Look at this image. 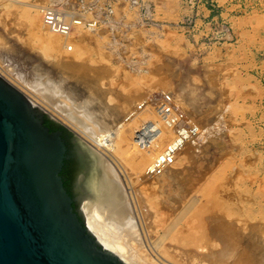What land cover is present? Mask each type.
<instances>
[{"label": "rangeland", "instance_id": "obj_1", "mask_svg": "<svg viewBox=\"0 0 264 264\" xmlns=\"http://www.w3.org/2000/svg\"><path fill=\"white\" fill-rule=\"evenodd\" d=\"M232 3L0 0V75L54 120L61 121L51 112L56 108L30 82L39 63L53 81L74 82L64 69L71 61L95 77L105 104L121 117L145 106L154 114L168 95L174 110L198 126L194 143L168 166L182 170L171 186L160 173L143 171L129 182L121 175L137 230L112 236L134 264H264V0ZM45 5L80 18L69 36L76 50L66 51L63 38L42 26ZM188 90L200 101L191 104ZM143 111L133 117V135L156 118Z\"/></svg>", "mask_w": 264, "mask_h": 264}, {"label": "water", "instance_id": "obj_2", "mask_svg": "<svg viewBox=\"0 0 264 264\" xmlns=\"http://www.w3.org/2000/svg\"><path fill=\"white\" fill-rule=\"evenodd\" d=\"M45 115L0 75V264H127L102 245L83 211L118 207L115 181L94 148L55 119L81 140L89 170L81 175L76 207L60 172L65 143Z\"/></svg>", "mask_w": 264, "mask_h": 264}, {"label": "bare ground", "instance_id": "obj_3", "mask_svg": "<svg viewBox=\"0 0 264 264\" xmlns=\"http://www.w3.org/2000/svg\"><path fill=\"white\" fill-rule=\"evenodd\" d=\"M41 15L43 16V14ZM35 18V16H30V19L33 21L37 20ZM38 20L43 24L42 26L47 28L44 22V18L43 20H41L38 15ZM30 22L32 23V21ZM34 23L35 22H33V24ZM37 23L39 22H36V25ZM78 29L80 28L77 27V31ZM74 33H72L73 36ZM55 34H58L59 36L57 37V39H60V37L63 38V40H61L62 42H60V40H58V42L61 43L64 49L66 48V51L76 50L77 42L75 43V41L70 40V35H64L61 33ZM81 37L79 36L80 39ZM81 41L82 40H80L79 42ZM82 43L83 41L81 42V44ZM64 64V69L66 70L68 75L72 79H74V82H68L66 84V82L62 80L64 81L63 83L66 84L65 85L62 82L53 81V79L48 77V75H44L47 69L43 64L39 63L35 67V73L32 76L30 85H32L35 89H37L36 91L43 95L45 99L41 97V101L45 102L47 105H52L51 109L53 108V106L56 108L54 109L55 112L51 111L54 115H56L61 121L68 124L70 127L80 130L83 135L92 142V147L94 146V150L98 154L107 172L115 181L117 189L119 191L118 207L108 211H102L89 207V213L88 207L83 208L85 211L89 229L96 235L102 245L109 251L118 255L127 264H134L127 255L122 254L123 247L119 245L117 241H115V239L113 238L115 236H112L114 235L113 231L130 234L135 233V231L137 230L136 219L131 209V205L129 204V201H127L129 195L127 196L128 193L126 188L123 186V182L121 181V175H124L126 182H129L132 180L133 174L140 176L143 171H146L145 174H149V171H151L155 166L158 155L164 150L167 145H169L171 142H174L176 127L175 125H169L161 116L160 111H158L159 113L156 111L157 113L154 112L153 114L154 110H151V112H149V110L147 109L148 106H145L146 108L144 107V109L143 107L137 108V110H145L143 111V115H146V113L148 112L147 115L152 113L156 117H154V121L150 120V118H146V122H151L154 124V132L152 131L149 139L143 143V138L139 134V131L144 125L143 122L141 124L137 123L139 124L138 128L136 127L138 131L135 128L134 130L136 131L134 135L132 131L133 121L135 120V118L133 117L135 116V114H138L137 116L141 117L139 114L141 110L137 112L134 111L135 113H133V117L128 115L127 117H121L122 113H119L118 110L114 107L107 106V102L105 104V92L102 91L103 89L99 87L97 83H95V77L91 76L87 72L82 71L79 66L76 65V63L67 61ZM78 84H80L82 87H78ZM195 91L196 90H188L187 93L189 102L191 104L192 102L197 101V97L199 96L197 95L198 93H196L197 91ZM41 101L37 102L41 105ZM137 107L140 106L137 105ZM140 113L142 114V112ZM130 118L133 119L129 121ZM137 122L140 121L137 120ZM134 123L136 124V122ZM190 142L186 143L187 145H185V148L186 146L194 143ZM179 157L180 156L178 154L175 163L179 160ZM112 158H114L118 163L119 168H117L116 163L114 162V160H112ZM181 171H173L170 167H168L165 168L159 175H157V178H159L161 181H164V186H171L172 181H174V177L178 176ZM148 174L147 176H149ZM142 175L145 177L144 173ZM160 184H163V182H161ZM262 245H264V243H262ZM155 246L156 245L154 243L151 244L150 247L152 248V251H155L157 247ZM261 248H263L261 250V254L264 258V247ZM243 258H245L247 262L252 260V257L247 254L245 257L243 256Z\"/></svg>", "mask_w": 264, "mask_h": 264}, {"label": "built area", "instance_id": "obj_4", "mask_svg": "<svg viewBox=\"0 0 264 264\" xmlns=\"http://www.w3.org/2000/svg\"><path fill=\"white\" fill-rule=\"evenodd\" d=\"M42 13L44 15V22L50 30L55 33H61L64 35H70L74 32V29L82 24L80 18L71 17L68 12L59 11L52 6H42ZM72 46V45H71ZM174 103L170 96L166 95L163 101L159 105V111L161 116L169 125H175L176 134L174 142L167 145L164 150L158 155L154 168L149 171L151 174H159L165 168L173 164L179 154L180 150L191 139L192 135H198L200 133L196 124L191 121H186V117L181 111L174 110ZM188 124L183 125L184 122ZM154 125L151 122H146L139 134L141 135L142 142L144 143L154 132Z\"/></svg>", "mask_w": 264, "mask_h": 264}, {"label": "flooded vegetation", "instance_id": "obj_5", "mask_svg": "<svg viewBox=\"0 0 264 264\" xmlns=\"http://www.w3.org/2000/svg\"><path fill=\"white\" fill-rule=\"evenodd\" d=\"M44 123L50 128L51 131L61 132V138L66 146V156L64 158L60 172L65 186L73 197L74 205L78 207L80 203L77 200L79 195L77 192V187L81 182V175H84L85 171V173H88L89 171L87 166H85L84 159L79 151L81 140L74 132L57 121L51 119L48 115H45Z\"/></svg>", "mask_w": 264, "mask_h": 264}, {"label": "crops", "instance_id": "obj_6", "mask_svg": "<svg viewBox=\"0 0 264 264\" xmlns=\"http://www.w3.org/2000/svg\"><path fill=\"white\" fill-rule=\"evenodd\" d=\"M229 1V5L230 6H232L233 5V3H232V0H228ZM254 30L256 31V33H257V31L259 30L258 28L256 29V28H254ZM246 31H248V30H246ZM249 32H252V31H250L249 30ZM259 33V38L261 39V33L260 32H258ZM257 40V38H255V41Z\"/></svg>", "mask_w": 264, "mask_h": 264}]
</instances>
